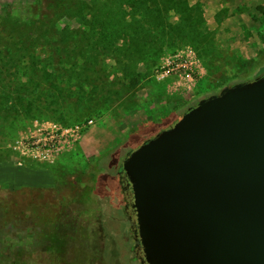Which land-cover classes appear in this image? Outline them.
Wrapping results in <instances>:
<instances>
[{
    "label": "rangeland",
    "instance_id": "rangeland-1",
    "mask_svg": "<svg viewBox=\"0 0 264 264\" xmlns=\"http://www.w3.org/2000/svg\"><path fill=\"white\" fill-rule=\"evenodd\" d=\"M34 1L0 0V254L56 264L63 240L59 264H139L114 178L136 147L129 135L264 74V0H155L154 21L151 0L55 1V25L47 8L24 14ZM18 51L14 68L5 56ZM89 122L44 159L27 145Z\"/></svg>",
    "mask_w": 264,
    "mask_h": 264
},
{
    "label": "water",
    "instance_id": "water-1",
    "mask_svg": "<svg viewBox=\"0 0 264 264\" xmlns=\"http://www.w3.org/2000/svg\"><path fill=\"white\" fill-rule=\"evenodd\" d=\"M121 167L147 264H264V76L199 100Z\"/></svg>",
    "mask_w": 264,
    "mask_h": 264
},
{
    "label": "trees",
    "instance_id": "trees-1",
    "mask_svg": "<svg viewBox=\"0 0 264 264\" xmlns=\"http://www.w3.org/2000/svg\"><path fill=\"white\" fill-rule=\"evenodd\" d=\"M52 1L53 2L51 4V3H46V0H35L32 5L25 7L30 12L29 13L28 12H24V14L25 13L26 14L34 13L35 8H47V11L52 16V17H50V20L48 19L49 20V23H50V25H53V24L55 25V22H56L57 17H56V11L53 9L54 7L52 6V5H55V1H57L58 4L64 3V4L61 5V7H63V6H65V7L66 6H69L72 3H70L71 0H52ZM151 1H153L152 4H151V6L150 5L143 6V15L146 17L145 19L147 21H154V20H156V19L159 18L158 10L153 8V4H156V1L155 0H151ZM176 1L177 0H174V2H176ZM128 2L132 6L131 7V10H135V8L137 7V4L133 0H128ZM141 2L142 1H140V3ZM143 2L144 3H149V0H144ZM74 5H75V7H77V12L75 14H80L81 11H82V9L84 8V2H77ZM120 13H122V11H120ZM121 16H123V15H121ZM131 16H134V15L132 14ZM131 23L134 26H137V24L139 22L138 21L134 22L132 20ZM138 26H139V24H138ZM72 38L73 37L70 35V33L68 32V30L65 29V30H63L61 32L60 40H62L64 42H67L68 40H70ZM19 55H20V51H18V53H16V55H13L11 57L5 56V58L10 63L16 62L17 66L16 67L13 66V67L14 68H17L19 66V61H17L18 59H20V58H18ZM2 75L3 74L0 72V83L1 84L3 83V85L5 87H7L8 80H7L6 77H3ZM126 75L131 80L130 88L135 87L136 85H138V83L140 81V75L139 74H137V73L135 74V73H132L131 71H129L128 74H126ZM9 81H11V80H9ZM194 106L188 107V109H190V108H192ZM186 111L184 110L183 112H186ZM181 116L182 115H180L177 118V115L175 113H173L171 116H169V117L167 116L168 118L166 117L163 120H158V121H155V122L146 124L144 126H140L138 128V131L137 132L129 135V139L135 143V146H136L135 149H136L144 141H146L147 139L153 137L156 133L160 132L161 130H164V129H167V128L171 127ZM110 151L111 150H109L107 152H103V153H99V154L93 155L91 157V159L89 160V162L92 163V164H94V165H99V161L106 154L110 153ZM111 154H112V151H111V153L109 155H111ZM93 160H95V161H93ZM3 204L4 205L5 204L10 205L9 202H6L5 200H4ZM40 206H42V204H40ZM0 208L6 209L5 206H1V205H0ZM52 229H53V232L55 233L54 227H52ZM46 233H49V229H47V232ZM48 238L49 237H46L44 240H47L48 243H50L51 245H54V244H52V242H49ZM63 246H64V242L62 240L61 241V244L59 246L58 245H55V247L52 248V253L54 254V252H55V254H57L55 256L56 259H54V260H56L55 261L56 264H59L60 261L63 259V257L60 256L63 253L59 250V249H63ZM46 261H47V264H54V261L53 260H50L49 258H47ZM61 263H62V261H61ZM0 264H29V263H28V261L26 259H20L17 254H7V255H1L0 254ZM34 264H35V262H34Z\"/></svg>",
    "mask_w": 264,
    "mask_h": 264
},
{
    "label": "flooded vegetation",
    "instance_id": "flooded-vegetation-1",
    "mask_svg": "<svg viewBox=\"0 0 264 264\" xmlns=\"http://www.w3.org/2000/svg\"><path fill=\"white\" fill-rule=\"evenodd\" d=\"M263 76H264V74L254 78V80L257 78L263 77ZM131 152L127 153L124 156V158L126 156H128ZM124 158L122 159V161L124 160ZM122 161L119 163V165L116 166V174L114 176V178L116 179L117 184H118V186H117L118 190H119L118 195L121 198L119 200L118 208L120 206H122V209H121L122 212L129 207L131 208L132 215L131 214L128 215V218L124 220L125 222H127V220H128V224H129L130 240L132 242L131 250L132 251L138 250L140 252L141 256H139V264H147V262L144 259L143 250H142V247H141V244L139 241V237L137 234L136 213L132 207V203H133L132 191H131V187L129 185V181H128L124 171L122 170V167H121ZM112 179H113V177H112ZM123 194H125V196ZM127 196L131 197V203L130 204L127 201Z\"/></svg>",
    "mask_w": 264,
    "mask_h": 264
},
{
    "label": "built area",
    "instance_id": "built-area-1",
    "mask_svg": "<svg viewBox=\"0 0 264 264\" xmlns=\"http://www.w3.org/2000/svg\"><path fill=\"white\" fill-rule=\"evenodd\" d=\"M90 124L91 122L87 124L74 125V127L70 128L69 131L62 130L59 134L50 133L49 135L45 136L44 140H41V142H32L27 145L29 146V148H32L33 145H36V148H38V151L35 152L36 156H40V159H44L48 153L58 148L63 137H69L73 141L79 139L81 137L80 134L82 133V131L86 130V128H88Z\"/></svg>",
    "mask_w": 264,
    "mask_h": 264
}]
</instances>
